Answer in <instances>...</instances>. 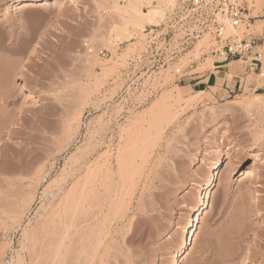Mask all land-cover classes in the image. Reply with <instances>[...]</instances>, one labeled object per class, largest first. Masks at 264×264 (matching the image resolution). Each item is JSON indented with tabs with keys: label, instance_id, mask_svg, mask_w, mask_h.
<instances>
[{
	"label": "rangeland",
	"instance_id": "rangeland-1",
	"mask_svg": "<svg viewBox=\"0 0 264 264\" xmlns=\"http://www.w3.org/2000/svg\"><path fill=\"white\" fill-rule=\"evenodd\" d=\"M21 1L0 0V264H170L190 224L179 264H264V94L190 87L224 59L196 0L117 40L126 0ZM249 21L226 36H264Z\"/></svg>",
	"mask_w": 264,
	"mask_h": 264
},
{
	"label": "built area",
	"instance_id": "built-area-1",
	"mask_svg": "<svg viewBox=\"0 0 264 264\" xmlns=\"http://www.w3.org/2000/svg\"><path fill=\"white\" fill-rule=\"evenodd\" d=\"M196 6L206 14L205 23L213 27V36L221 44L219 53L224 55V60L238 59L243 63L244 70L257 72L259 77L264 78L263 54L255 41L249 35L242 39L226 36L229 29L245 27L247 30L249 27L247 11L238 0H196ZM82 46L89 55L106 56L104 50L97 49L88 42H84Z\"/></svg>",
	"mask_w": 264,
	"mask_h": 264
},
{
	"label": "crops",
	"instance_id": "crops-1",
	"mask_svg": "<svg viewBox=\"0 0 264 264\" xmlns=\"http://www.w3.org/2000/svg\"><path fill=\"white\" fill-rule=\"evenodd\" d=\"M250 12V11H248ZM251 16V12L248 16ZM253 20L251 23L255 26L256 24L264 23V13L262 15H256L255 17H250ZM250 22V21H249ZM255 43L258 45L259 50L264 46V36L262 33H256V35H249ZM239 62L238 60H227L224 59L220 61H215L211 69H205L203 71H196L193 77L190 79V87L195 88V91H207L213 94L215 99H226L231 97L234 92L245 93L253 92L255 94L259 91H264V84L260 87L258 86L262 79L256 80L257 72H250L243 70V73L231 70L232 64Z\"/></svg>",
	"mask_w": 264,
	"mask_h": 264
},
{
	"label": "bare ground",
	"instance_id": "bare-ground-1",
	"mask_svg": "<svg viewBox=\"0 0 264 264\" xmlns=\"http://www.w3.org/2000/svg\"><path fill=\"white\" fill-rule=\"evenodd\" d=\"M43 1H47V0H22L19 4L21 6L18 9H23L31 6L34 3L43 2ZM65 1L68 0H56V3L59 2L64 3ZM155 1H156L155 3H157L156 5L153 4V0H126L125 1L126 4L124 6H119L117 3H114L113 4L114 10L122 14L121 24L119 26L117 25L116 27L114 26L115 28L113 29L117 33L115 35V40L119 39L120 35L122 34H128V27H132L133 29H138L142 31L146 25H158L160 19H163V16L166 14L167 9L171 5V1L173 0H155ZM145 4L147 5L146 12L141 10L142 5ZM122 153H123L122 155L125 154V152ZM117 154H118V156H116L117 170L118 172L121 171L122 173V170L125 171V169L126 168L128 169L129 167H127L125 157L120 155L119 151L117 152ZM127 154H129L128 156H130L131 153H127ZM127 162L129 163V161ZM239 167H241V164H238V168ZM123 178H125V176ZM192 232H193V225L190 224L185 230L178 248L174 253H172L170 264H179V258L187 250L188 236L191 235Z\"/></svg>",
	"mask_w": 264,
	"mask_h": 264
}]
</instances>
